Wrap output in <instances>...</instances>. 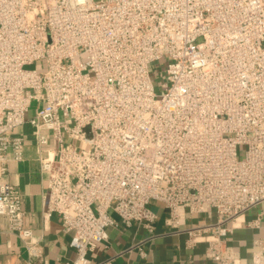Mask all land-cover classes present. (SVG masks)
Segmentation results:
<instances>
[{"label":"built area","instance_id":"2783aa9c","mask_svg":"<svg viewBox=\"0 0 264 264\" xmlns=\"http://www.w3.org/2000/svg\"><path fill=\"white\" fill-rule=\"evenodd\" d=\"M25 126L46 215L73 234L65 264H113L89 254L118 219L148 232L127 250L145 257L156 203L215 264H264V0H0V216L35 264L5 181ZM253 212L244 259L231 240Z\"/></svg>","mask_w":264,"mask_h":264},{"label":"crops","instance_id":"0c3cea01","mask_svg":"<svg viewBox=\"0 0 264 264\" xmlns=\"http://www.w3.org/2000/svg\"><path fill=\"white\" fill-rule=\"evenodd\" d=\"M16 132L25 136L24 160L9 164L5 181L15 186L22 195L26 220L33 229V240L38 243L40 259H36L34 263L65 264L75 260L76 253L71 247L73 234L63 230V221L59 215H46L47 189L39 172V147L28 127L18 128ZM153 209L157 214V237L141 244L145 257L137 248L131 252L127 250L145 240L149 236L148 232L137 223L127 227L123 220L118 219L119 225L108 229V242L98 245L89 254L92 262L112 259L113 264H215L205 255L206 244L188 247L186 235L176 233L167 225L169 213L163 204L156 203ZM206 215L213 218L211 213ZM206 215L193 216L188 222L200 223L205 220ZM246 217L249 216L240 218L239 228L234 232L231 241L244 259H250L253 237L257 232L243 228ZM8 228L7 218L0 216V264H28L29 257L21 240L10 233Z\"/></svg>","mask_w":264,"mask_h":264},{"label":"rangeland","instance_id":"374dc122","mask_svg":"<svg viewBox=\"0 0 264 264\" xmlns=\"http://www.w3.org/2000/svg\"><path fill=\"white\" fill-rule=\"evenodd\" d=\"M156 69H157L156 65H152V66H151V71H154V70L156 71ZM16 133H17V132H16ZM254 217H256V212H253V214H250L249 217H248V219L251 220V219H253Z\"/></svg>","mask_w":264,"mask_h":264}]
</instances>
